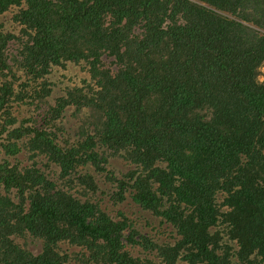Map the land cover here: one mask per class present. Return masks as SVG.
<instances>
[{
  "label": "trees",
  "instance_id": "trees-1",
  "mask_svg": "<svg viewBox=\"0 0 264 264\" xmlns=\"http://www.w3.org/2000/svg\"><path fill=\"white\" fill-rule=\"evenodd\" d=\"M262 66L264 0H0V264H264Z\"/></svg>",
  "mask_w": 264,
  "mask_h": 264
},
{
  "label": "rangeland",
  "instance_id": "rangeland-1",
  "mask_svg": "<svg viewBox=\"0 0 264 264\" xmlns=\"http://www.w3.org/2000/svg\"><path fill=\"white\" fill-rule=\"evenodd\" d=\"M87 64L84 61L79 62V64H74L71 62L66 63V66H53L52 74L49 75L52 82L62 81L64 84H81L83 78H88L89 73L87 71ZM262 74L260 75V79L264 80V66L261 67ZM55 82L54 91L52 96L61 93V89L59 87L63 86V83L58 85ZM118 168L125 170L124 164L119 163ZM105 188L104 186H102ZM114 200L107 198L103 200V208L111 215L115 217H119L117 215V210L123 211L130 218L135 219L138 225H144L146 217H149L148 213H145L139 210V206L135 204L129 192L125 194L123 202L120 204H114Z\"/></svg>",
  "mask_w": 264,
  "mask_h": 264
}]
</instances>
